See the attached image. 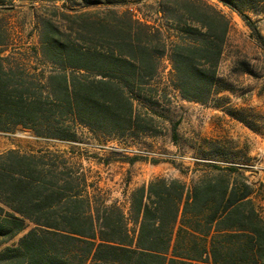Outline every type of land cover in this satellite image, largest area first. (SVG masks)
<instances>
[{
  "label": "trees",
  "instance_id": "1",
  "mask_svg": "<svg viewBox=\"0 0 264 264\" xmlns=\"http://www.w3.org/2000/svg\"><path fill=\"white\" fill-rule=\"evenodd\" d=\"M218 1L264 42L249 15L261 0ZM172 14L178 41L169 58L181 97L206 104L231 90L219 75L228 16L205 0H177ZM81 29L80 41L47 26L40 50L47 72L31 74L0 57V132L22 127L63 142H78L80 129L108 139L152 132L136 102L167 52L161 30L129 14L111 23L83 19ZM61 154L0 155V264H264V184L246 176L247 164L202 163L191 186L156 178L137 188L133 234L124 211L89 191ZM27 230L17 246L1 249Z\"/></svg>",
  "mask_w": 264,
  "mask_h": 264
},
{
  "label": "rangeland",
  "instance_id": "2",
  "mask_svg": "<svg viewBox=\"0 0 264 264\" xmlns=\"http://www.w3.org/2000/svg\"><path fill=\"white\" fill-rule=\"evenodd\" d=\"M92 1L0 0V57L8 58L5 65L40 74L50 70L40 51L49 25L81 41L83 19L111 23L129 14L148 22L161 30L167 48L157 78L142 88L141 102H136L152 132L108 139L80 129L78 142H63L38 138L18 127L0 132V155L11 150L27 155L63 153L61 157L74 171L87 178L89 191L124 211L133 234L138 225L130 218L131 194L156 178L178 179L191 186L198 179L199 164L245 163L246 176L256 184L263 183L264 42L252 36L250 27L220 1L205 0L231 21L219 68L220 77L231 90L217 92L208 103L199 104L184 100L173 85L169 50L178 41L172 14L177 0H98L90 5ZM261 1L256 4L259 11L249 15L264 36ZM157 43L154 41L153 47H158ZM230 111H237L250 126ZM261 204L264 216V200ZM31 228L33 225L28 230ZM28 230L3 242L1 249L17 246Z\"/></svg>",
  "mask_w": 264,
  "mask_h": 264
},
{
  "label": "crops",
  "instance_id": "3",
  "mask_svg": "<svg viewBox=\"0 0 264 264\" xmlns=\"http://www.w3.org/2000/svg\"><path fill=\"white\" fill-rule=\"evenodd\" d=\"M262 160H261V168L264 171V147L262 148ZM263 183H264V179H263Z\"/></svg>",
  "mask_w": 264,
  "mask_h": 264
}]
</instances>
